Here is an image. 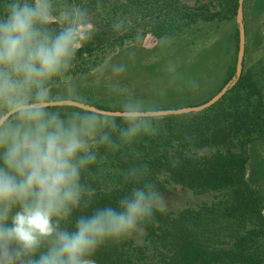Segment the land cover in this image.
Here are the masks:
<instances>
[{
  "label": "clouds",
  "instance_id": "clouds-1",
  "mask_svg": "<svg viewBox=\"0 0 264 264\" xmlns=\"http://www.w3.org/2000/svg\"><path fill=\"white\" fill-rule=\"evenodd\" d=\"M92 31L76 5L5 0L0 9V264H96L106 243L131 238L168 211L151 181L96 207V190L82 183L97 162L93 149L116 147L110 132L131 143L156 131L154 113L139 100H127L115 117L87 110L62 116L51 108L52 82H67ZM147 171L133 169L128 182ZM82 210L73 228L62 227Z\"/></svg>",
  "mask_w": 264,
  "mask_h": 264
},
{
  "label": "trees",
  "instance_id": "trees-1",
  "mask_svg": "<svg viewBox=\"0 0 264 264\" xmlns=\"http://www.w3.org/2000/svg\"><path fill=\"white\" fill-rule=\"evenodd\" d=\"M63 1L53 0L54 6L59 7L61 2L69 7L76 5L93 25L77 59L136 42L145 35L172 37L219 14L210 6L212 0L195 6L181 0ZM4 2L0 0V9ZM227 2L236 13L239 0ZM117 23L122 25L119 29ZM52 27L59 28L55 24ZM236 64L229 67L226 83L235 76ZM226 97L231 106L219 110H213L215 104L197 112L155 116V133L141 135L131 143L122 142L119 131L110 132L116 147L101 145L96 149L97 162L82 175V183L96 190L93 207L115 203L145 181L153 182L161 192L168 190L170 183L197 192L228 190L225 199L211 204L179 213H156L153 222L144 225V245H136L132 237L108 242L95 253L96 264H264V193L247 178L249 155L245 148L254 138L264 137L263 94L258 82L243 73ZM51 108L61 110L62 116L84 110L72 105ZM116 123L126 126L119 119ZM214 145L225 150L209 155L193 152ZM237 146L240 152L234 150ZM145 165L148 171L142 178L129 183L128 174ZM82 214L87 213H75L62 227L73 228L75 216Z\"/></svg>",
  "mask_w": 264,
  "mask_h": 264
},
{
  "label": "rangeland",
  "instance_id": "rangeland-1",
  "mask_svg": "<svg viewBox=\"0 0 264 264\" xmlns=\"http://www.w3.org/2000/svg\"><path fill=\"white\" fill-rule=\"evenodd\" d=\"M181 1L195 6L209 4L211 0ZM65 6L66 3L61 2L56 8ZM210 6L219 12L216 19L199 21L172 37L155 39L145 35L121 47L76 58L67 82L60 79L52 82L53 101L73 99L89 105H102L111 111H120L129 99L142 101L151 111L180 109L208 101L228 83V69L237 63L240 47L237 12L231 10L227 0H212ZM243 21L246 43L241 75H250L258 82L264 99V0H245ZM114 68L122 70L116 72ZM219 101L213 110L231 106L229 97ZM245 148L249 155L247 178L264 193V137L254 138ZM218 150L225 148L214 145L195 148L193 152L209 155ZM234 150L240 152L241 147ZM93 151L97 154L96 149ZM162 192L168 199V210L179 213L185 208H197L225 199L228 190L197 192L170 183L168 190ZM145 237L144 228L132 236L136 245H144ZM135 264H142V261Z\"/></svg>",
  "mask_w": 264,
  "mask_h": 264
},
{
  "label": "water",
  "instance_id": "water-1",
  "mask_svg": "<svg viewBox=\"0 0 264 264\" xmlns=\"http://www.w3.org/2000/svg\"><path fill=\"white\" fill-rule=\"evenodd\" d=\"M244 1L245 0H239L238 10H237V15H238L239 23H240V30H239L240 47L238 51L235 76H233V78L222 88V90L219 93L214 95L208 101L200 105H197V106H186L180 109H161V110L152 111V113H154L155 116L182 114V113L197 112V111L204 110L208 107H211L213 104L219 101L225 95V93L229 90V88L235 85V83L241 77V73L243 70L244 56H245L246 38H245V26H244V21H243ZM63 104L77 106L87 111H100L102 113L106 112V113H110L112 116H117L118 113L120 112V111H111L108 109H101L97 106L89 105V104H86V103H83L77 100H73V99L66 100V101L54 100L51 106L63 105Z\"/></svg>",
  "mask_w": 264,
  "mask_h": 264
}]
</instances>
